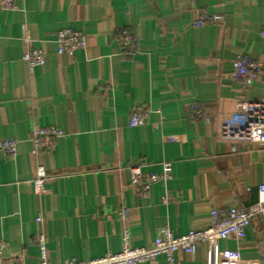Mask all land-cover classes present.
Masks as SVG:
<instances>
[{
    "label": "crops",
    "instance_id": "1",
    "mask_svg": "<svg viewBox=\"0 0 264 264\" xmlns=\"http://www.w3.org/2000/svg\"><path fill=\"white\" fill-rule=\"evenodd\" d=\"M204 14L223 21L194 26ZM263 26L264 0H16L0 8V140L19 150L15 159L0 152V264H42L41 234L48 264L84 262L119 253L126 232L130 247H150L163 227L183 236L207 229L214 210L255 208L264 183ZM65 28L87 37L74 57L58 53ZM121 29L137 40L133 54L121 47ZM30 48L46 57L32 72L23 60ZM239 54L263 67L251 85L233 77ZM239 100L254 109L236 111ZM135 105L148 113L142 127L129 126ZM195 107L205 117L192 119ZM34 125L64 136L34 154ZM164 163L169 180L146 194L133 186L131 168L160 176ZM41 166L49 180L36 193ZM221 250L264 264V218L243 240L201 243L175 259L216 264Z\"/></svg>",
    "mask_w": 264,
    "mask_h": 264
},
{
    "label": "built area",
    "instance_id": "2",
    "mask_svg": "<svg viewBox=\"0 0 264 264\" xmlns=\"http://www.w3.org/2000/svg\"><path fill=\"white\" fill-rule=\"evenodd\" d=\"M15 1L0 0V8L13 9L15 8ZM222 21L220 15L204 14L197 18L193 25L202 27L209 24H220ZM119 37L122 49L127 54H133L137 49V40L133 34L129 30L121 29ZM261 37L264 38V26L261 30ZM56 44L60 55L74 57L78 51L87 47V37L81 31L65 28L58 32ZM23 60L32 72L36 67L45 64L46 57L42 49L30 48L24 53ZM262 69L261 63L250 55L239 54L234 63L233 77L251 85ZM253 109V104L247 100H239L235 106L236 111L249 112ZM258 110L263 113L264 107H260ZM147 116L148 113L142 105H135L130 115L129 126L142 127L146 125ZM191 117L195 120L202 119L205 117L203 109L195 107ZM63 136L64 131L55 126L34 125L30 135V140L34 145L33 153L40 154L53 149L57 139ZM18 151L16 140L10 138L0 140V152H3L8 158L15 159ZM171 172L170 163H164L163 173L160 176L145 175L139 167H134L131 168L132 184L139 192L146 194L153 182L169 180ZM48 180L47 170L42 166L39 167L33 181L35 192L40 193ZM127 214V209L122 208L120 210L122 217H127ZM259 216L264 218V183L258 187V203L255 208L246 210L233 206L224 211L214 210L211 213V225L207 229L191 230L183 236H175L167 227H163L158 231L152 245L143 248L130 247L129 235L126 232L123 237V248L119 253H108L100 258L84 262L67 261L65 264H146L155 261L160 256H165L169 264H180L175 259V255L178 253L192 255L201 243H207L214 247L222 239H245L247 228L253 219ZM36 221L41 223L42 219L38 217ZM37 238L41 262L48 264L45 236L41 234ZM214 255L217 260L216 264H258L257 262H246L238 250H221L215 252Z\"/></svg>",
    "mask_w": 264,
    "mask_h": 264
},
{
    "label": "trees",
    "instance_id": "3",
    "mask_svg": "<svg viewBox=\"0 0 264 264\" xmlns=\"http://www.w3.org/2000/svg\"><path fill=\"white\" fill-rule=\"evenodd\" d=\"M126 30H129V29H126Z\"/></svg>",
    "mask_w": 264,
    "mask_h": 264
}]
</instances>
